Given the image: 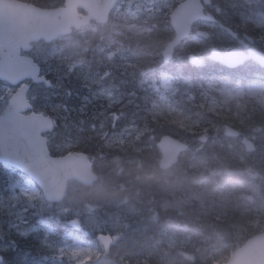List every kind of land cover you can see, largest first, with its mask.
Segmentation results:
<instances>
[{"label":"trees","instance_id":"obj_1","mask_svg":"<svg viewBox=\"0 0 264 264\" xmlns=\"http://www.w3.org/2000/svg\"><path fill=\"white\" fill-rule=\"evenodd\" d=\"M22 1L41 7L57 4V0ZM98 28L96 32L86 34L88 44H84L87 50L83 56L85 66L82 67L90 70H93L95 64L97 65L98 63L92 49L102 43L97 44L102 27ZM165 31V35L162 36L163 44L158 48L157 54H160V50L170 38L171 29L168 26V22L167 30L165 28ZM192 52L195 53V51ZM124 59L125 57L120 58L127 65L128 62ZM129 62L134 67H141L140 63H136L130 58ZM179 68V72H176L177 67L169 69L170 71H164L177 89V94L172 97V104L162 106L158 102L156 94L149 87L146 89L141 88L138 91L150 109V118L143 119L141 115H137L136 119L130 124L120 123L115 127H111V131L103 136L90 137L85 145L78 150L85 152L91 158L94 156L99 157L94 152L98 151L105 160L113 156H123L126 160L136 158L141 140L149 133L150 129L155 134L153 129L158 127L159 123L161 124L160 131L163 135L169 134L176 139L186 141L189 145V150L185 157L180 158L171 171H181L183 174L181 178L190 179V182L193 183L191 189L194 202L188 203L185 201L187 198L179 191L182 201L187 203V207L194 211L193 220L191 219L190 222L192 235L187 237L183 234L182 229L178 228L177 232H172V234L165 236L162 244L164 248L159 252V255L162 254V256L157 253L156 259L140 257L137 261H130L129 257L126 256L127 252L125 250L126 253L119 254L121 249L128 247V245H122L123 238H121L119 242L121 246L115 258L111 255L103 256L102 251L97 247L98 259L93 264H223L232 252L247 239L264 231V196H262L261 190V182L264 181V139L260 138L259 140L262 143L256 149L259 152L256 160L247 164V167L252 169L250 173L245 171L244 165H236V162L235 165L227 164V156H233L227 150V156H224L219 151L216 152L214 166L211 169L208 170L206 165V154L210 151V143L222 138V131L225 125L234 127L242 135L248 134L250 137L257 139L259 134L253 131H264V112L254 104L239 105L240 108L238 109L225 111L223 105L220 106V102H223V97L220 98L221 96L218 95V92L221 91V86L217 83L224 78L220 71L209 67L192 68L187 63H184ZM63 74L66 75L62 80L63 82L69 76L74 75V73H68L67 70H64ZM67 74L69 75L67 76ZM154 82L158 84L160 77ZM230 83H233V81L231 80ZM76 86L77 83L73 81L71 83V93L67 96L69 101L77 99V96L75 97ZM195 91H200V93L197 96H190ZM61 93V88L56 91L59 101ZM190 97L193 98L191 99ZM211 98L217 102L214 110L210 108L208 103ZM225 107L231 108L230 105ZM64 113V120H59L55 114L46 113L55 120V127L51 134L59 132L64 135L67 127L76 124V122L78 123L77 120L79 118L69 112L66 107ZM244 128H247L246 132H242ZM128 134L131 142L128 141ZM194 144H199L201 148L199 152L190 155L191 147ZM51 153L55 154L52 151ZM224 157L226 160H224ZM159 172L161 171L159 170ZM115 174L116 177L112 182L113 187L123 196L128 197L131 182L122 172ZM102 180L98 176V184L100 186L103 185ZM86 190L88 192L90 189ZM249 198L251 199L249 200ZM214 200L225 202L226 208L223 212L214 214L211 209L204 206L205 203ZM183 202L182 204H184ZM108 207L106 205L99 208L97 213ZM152 220V224L156 226L159 223L158 214L155 213ZM62 226L63 221L61 220V224L58 221L53 230L59 234L62 232ZM66 229L68 230L69 226H66ZM74 236L80 237L76 232ZM83 237H85L84 241L89 239L88 236L83 235ZM210 237L213 239L208 242ZM56 241H59V248L67 244V240ZM210 243L213 244L207 246ZM23 254L16 244L12 243L11 250L7 253H0V264H19L18 260ZM165 255H174L178 260L173 263H167L163 259ZM86 263L92 264L91 262Z\"/></svg>","mask_w":264,"mask_h":264},{"label":"rangeland","instance_id":"obj_2","mask_svg":"<svg viewBox=\"0 0 264 264\" xmlns=\"http://www.w3.org/2000/svg\"><path fill=\"white\" fill-rule=\"evenodd\" d=\"M60 1L62 0H57V3ZM178 1L181 2V0ZM247 2V5L251 6L250 0H247ZM174 4L175 3H171L168 0H156V4L154 1L138 2L137 0H119L112 13L113 19H117V22L110 26L107 24L102 26L100 35L102 43L92 49L97 61H105L109 53L112 52H114V58L120 57L122 52H124L122 42L128 41L129 31L131 34H138L140 36L147 35L148 38L153 35H165L166 31L164 32V29L166 28L167 30L168 15ZM215 8L218 9L217 6H214V9ZM255 13L256 23L258 25H264L258 17L259 13L256 11ZM226 18H231L228 11L226 13ZM248 18L252 19V17ZM245 21L252 22L246 18L243 22ZM163 24L164 27H162ZM98 29V27L91 25L82 30L80 34L61 38L47 48L42 44L36 46L31 54L32 58L42 66L43 75L46 76V74H51L54 76L53 91H47L43 86H35L30 91L29 96L31 97L36 112L44 113L43 111L49 110L52 113L53 111L59 112L60 114L64 113L65 106H61L60 103L55 102L57 98L56 91L60 86V83L56 80L64 76L62 73L59 78L55 76L59 74L60 68H63V71L66 69L70 74L71 72L74 73L75 76H77V70H79L78 76L81 80L87 82L93 80L95 74L92 71H80L79 65L84 62L83 56L87 50L82 43V37H86L87 33H94ZM199 29L209 32L211 35L210 39L203 40L198 38L195 34H192L191 37L177 47L169 69L172 65L177 67L178 65L181 66L183 63H186V56L194 50L206 53L212 47L224 48L225 44L228 45L231 43L229 37H225L211 24L199 23L194 26V30ZM138 35H132L128 58L135 60L136 63H144V67L138 68L130 65L131 68H135L136 72L143 73L146 68L149 70V68L158 65V62L161 63L163 67L161 55L157 54V52L153 54L150 50L145 48L144 45L141 47ZM117 36H120L119 45H117ZM138 44L140 46H138ZM227 84L229 83L224 80L220 82L219 85H222L221 87L226 89ZM244 86L245 85L241 86V84H235L234 90L231 92H226L222 88L221 91L218 92V95L221 96L220 98L223 97V102H220V106L223 105L225 111H232L233 109L240 108L239 105L246 106L247 104H254L264 112V86L257 83ZM155 89L156 88L153 90ZM14 91L15 89L11 86L0 82V106H6L9 96ZM175 92L173 85L166 82L164 77L162 85H159L156 91V93L159 94L158 99L162 102V106H165L168 101V96L165 94L168 93L171 95ZM225 95H227V97H224ZM50 98L51 107L45 102V100ZM227 105H230L231 108L225 107ZM209 106L214 110L215 102L209 100ZM58 119L64 120L65 117H58ZM77 121L78 123L76 122L75 125H78V127L76 126V132L73 137H65L63 134L59 135V132L48 135L49 148L55 155L61 156L68 152L78 150L90 139V134H94L100 128V126L92 123L89 124L87 120L79 119ZM253 132L259 134L262 140L264 139V131ZM260 138L257 139L260 140ZM255 140L256 139L252 140L254 145H256ZM211 145L219 147L227 146V152L233 154V156L228 155L227 160L230 159L235 161L236 165L241 164L244 165L245 168H247V164L254 162L259 155L258 152L255 151L257 146L253 145L254 151L248 153L245 151L244 146L242 144L240 145L237 140H231L224 136L210 143V146ZM200 148L201 146H199V144H194L191 147L190 155L199 152ZM94 152L96 155H99V157L94 156L91 158V161L94 170L98 172L106 166L99 152ZM91 154L95 155L94 153ZM185 155L183 157H185ZM224 160H226L225 157ZM171 174L172 171L165 172V175L170 176ZM101 196L104 201L108 200L105 191H103L102 186L99 184L95 185L87 192L80 184L73 182L68 188L66 204L55 210L52 206L46 205L39 190L35 188L25 176L6 166H0V253H7L11 250L12 243L23 240L21 242L24 244V247H22L20 251L24 254L20 256L18 260L19 264L95 263L98 259L97 247H99V244L92 235L102 233L103 229L102 225L94 218L97 217L98 208L106 206L101 203ZM61 220L63 221L62 232L58 234L53 228L58 221H60L61 224ZM66 226H69L68 230ZM110 227L112 228L111 235L114 238L113 247L114 249H118L120 248L119 241L122 238L121 228H123V226L111 224ZM75 232L78 233L80 237H75ZM83 235L88 236L89 239L84 241L85 237H83ZM56 240H67V244L59 248V241ZM83 243L85 245H82ZM115 253H117V251L114 250V254ZM159 256H162V254ZM163 259L167 263H173L178 260L174 255H165Z\"/></svg>","mask_w":264,"mask_h":264},{"label":"bare ground","instance_id":"obj_3","mask_svg":"<svg viewBox=\"0 0 264 264\" xmlns=\"http://www.w3.org/2000/svg\"><path fill=\"white\" fill-rule=\"evenodd\" d=\"M213 6L222 9L221 0H213ZM233 12V10H231ZM117 22V19H113L112 14L107 19V25H111ZM108 26V28H109ZM164 27V24L162 25ZM127 29V28H126ZM123 31V30H122ZM102 29L100 31L101 35ZM100 35L98 37V43L102 42ZM132 35L128 32V41L122 42L123 56L129 53V47L132 39ZM140 38L141 47L147 48L153 54L158 51L160 45L163 44L162 36L153 35L147 37V35H138ZM100 38V39H99ZM119 38L117 36V42L119 45ZM82 43L88 44V39L82 37ZM138 44V46H140ZM137 49V48H136ZM194 55L204 58L205 52H198L194 50ZM122 57H116L110 59L108 62L98 61L97 65L93 68L92 72L95 74L93 80L90 82L81 80L78 76H69L64 82L62 81L65 75L61 78L59 76L63 74V68L59 69V74L55 76L59 78L56 80L60 83L57 91L61 88V99L56 98L55 102H59L65 106L69 112L81 120H87L90 123L100 126L98 131L94 134H90L91 137L103 136L111 131V127L116 125L130 124L134 121L137 115H141V118H150V109L143 100V96L139 93V89H146L149 87L153 91L152 83L160 77L162 80V72L170 71V65L161 66L158 62L156 66L147 68L144 74L132 73L130 66L120 60ZM143 60V58H142ZM184 64V63H183ZM182 64V65H183ZM181 65V66H182ZM173 65L170 69H173ZM180 66H177L176 72H179ZM46 77L53 82L51 74H46ZM55 77V78H56ZM76 82V94L72 101H69L67 96L71 93V83ZM63 82V84H62ZM62 84V87H61ZM73 92V91H72ZM200 91H195L190 96H197ZM191 99L193 97H190ZM44 99V98H43ZM48 100L45 102L51 107V103ZM66 101V103H64ZM54 103V101H53ZM46 113H52L51 111H45ZM52 114L57 115V118L65 117V113L53 111ZM60 114V115H59ZM76 126L73 124L66 128L64 136L73 137L76 132ZM161 124L155 127L152 133L150 129L149 133L141 140L140 148L137 151L136 158L124 159L123 156L109 157L105 161V168L98 171V176L103 180L102 189L105 191V195L108 200L104 201L102 196L100 199L103 205L109 206L105 210L99 212L94 219L102 225L103 232L111 233V224H119L123 226L121 228L122 245H128V247L121 249L119 254L127 255L130 261H137L140 257L151 259L157 258V253L163 250L164 238L172 232H177L182 229L183 234L187 237L192 235L190 229L191 219L193 220V209L187 207V203L182 201V196H179V191L187 198L188 203L194 202L192 199L193 183L191 180H185L181 178L183 176L181 171H172V174L165 175V172H159V160L160 157L156 150V145L159 139L164 136L162 134ZM247 128L242 129V132H246ZM113 132V131H112ZM62 135V133H59ZM129 136V134H128ZM260 138V135L258 136ZM129 142L131 138L129 136ZM260 145L262 142L255 140ZM227 146H215L209 147V152L206 154V165L208 170L214 166V158L217 151L221 152L224 156L226 154ZM260 148H262L260 146ZM91 158V157H90ZM227 164L235 165V161L227 160ZM157 169V170H156ZM117 172H122L129 181V196H123L120 192L113 187V180L116 177ZM262 196H264V181L261 182ZM67 195L63 201L53 207L55 210L66 204ZM203 200V199H202ZM182 202L184 204H182ZM46 205L51 206L49 202H45ZM225 202L214 200L205 203L206 208L211 209L214 214L221 213L225 210ZM182 204V206H181ZM99 209V208H98ZM158 214L159 223L154 226L153 217L154 214ZM98 235V234H97ZM92 235V237H97ZM212 237L208 242L212 241ZM173 241V240H172ZM173 243V242H172ZM16 246L21 250L24 244L20 241H15ZM210 243L207 246L212 245ZM161 245V246H160ZM119 246L120 243H119ZM114 250L117 253L114 254ZM118 249L114 247L110 250L108 255L115 258L118 254ZM126 252H125V251Z\"/></svg>","mask_w":264,"mask_h":264},{"label":"water","instance_id":"obj_4","mask_svg":"<svg viewBox=\"0 0 264 264\" xmlns=\"http://www.w3.org/2000/svg\"><path fill=\"white\" fill-rule=\"evenodd\" d=\"M208 4V0H204ZM116 0H65L64 7L43 10L9 0H0V80L18 85L25 80L32 83L49 82L39 78V67L30 58L20 57V51H29L30 43L44 40L46 43L59 35H67L71 28L76 30L90 21L103 24L107 21ZM83 10L86 15L78 13ZM264 17V15H263ZM170 25L174 36L163 51V61L173 57L176 46L188 37L192 25L198 20L214 22L211 15L203 14L199 0H187L170 14ZM207 38L208 33L197 32ZM207 59L233 69L246 59H252L264 68V55L253 50L244 56L237 50L219 52L211 50ZM192 66H199L204 59L188 55ZM27 87L23 86L9 100V106L0 117V163L17 169L28 176L40 189L44 200L60 202L65 197L67 183L76 181L90 187L97 181L86 154L72 152L61 157H51L47 139L43 136L53 128L51 119L40 114L22 115L31 107L25 98ZM227 136H237V131L226 126ZM247 147L248 144L246 143ZM160 152L159 169L166 171L177 163L187 145L169 135L157 142ZM249 148V147H248ZM104 254L110 252L112 239L99 235ZM225 264H264V233L249 239L236 250Z\"/></svg>","mask_w":264,"mask_h":264},{"label":"flooded vegetation","instance_id":"obj_5","mask_svg":"<svg viewBox=\"0 0 264 264\" xmlns=\"http://www.w3.org/2000/svg\"><path fill=\"white\" fill-rule=\"evenodd\" d=\"M138 2H150L156 0H137ZM174 5L179 4L178 0H168ZM185 0H181L183 2ZM201 3L203 0H199ZM222 9H214L213 0H210V5L205 6V13H214L217 19L215 26L225 37L231 39L230 44H225L222 51L237 49L242 54L247 55L250 50H256L264 53V25L256 23V13L264 23L262 13H264V0H250L251 6H248L247 0H221ZM254 8V9H252ZM233 10V12H231ZM255 10V11H254ZM229 12L231 18H226V13ZM252 17V19L248 18ZM249 19L252 22H243L244 19ZM228 72V71H227ZM230 73L238 75L240 80L252 81L255 77L261 76L264 81V71L252 61H245L237 69L230 70ZM261 74V75H260Z\"/></svg>","mask_w":264,"mask_h":264}]
</instances>
